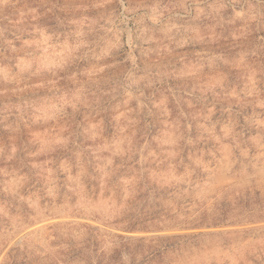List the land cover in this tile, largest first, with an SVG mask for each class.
I'll use <instances>...</instances> for the list:
<instances>
[{"label": "rangeland", "instance_id": "374dc122", "mask_svg": "<svg viewBox=\"0 0 264 264\" xmlns=\"http://www.w3.org/2000/svg\"><path fill=\"white\" fill-rule=\"evenodd\" d=\"M0 264H264V0H0Z\"/></svg>", "mask_w": 264, "mask_h": 264}]
</instances>
